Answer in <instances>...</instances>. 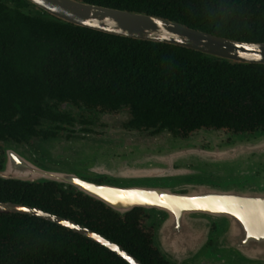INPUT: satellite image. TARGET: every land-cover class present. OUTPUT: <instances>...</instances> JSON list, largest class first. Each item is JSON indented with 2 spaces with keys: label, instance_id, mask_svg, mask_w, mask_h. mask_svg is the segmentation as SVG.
I'll list each match as a JSON object with an SVG mask.
<instances>
[{
  "label": "trees",
  "instance_id": "1",
  "mask_svg": "<svg viewBox=\"0 0 264 264\" xmlns=\"http://www.w3.org/2000/svg\"><path fill=\"white\" fill-rule=\"evenodd\" d=\"M245 43H264V0H77ZM0 0V137L25 140L48 102L129 107L135 125L187 135L264 131V66L95 32ZM32 8V7H31ZM46 108V107H45ZM8 194V193H7ZM6 193L0 190V201ZM23 203L116 244L140 264H167L140 222L83 197L28 190ZM0 264H127L76 232L0 212Z\"/></svg>",
  "mask_w": 264,
  "mask_h": 264
},
{
  "label": "flooded vegetation",
  "instance_id": "2",
  "mask_svg": "<svg viewBox=\"0 0 264 264\" xmlns=\"http://www.w3.org/2000/svg\"><path fill=\"white\" fill-rule=\"evenodd\" d=\"M42 106L44 111L34 120L33 131L25 140L10 137L4 128L1 131L0 190L6 197L0 204H17L49 213L23 203V194L37 189L48 195L78 194L65 183L22 182L2 172L7 150L19 147L23 153H18L27 163L41 171L61 169L63 174L76 173L94 185L160 189L169 196L191 197L194 208L186 215L190 224L184 227L191 231L186 237L179 230H169L168 234L183 237L174 248L176 252L193 254L179 258L178 264H264V162L251 155L222 165H194L195 151L199 148L233 146L236 141H250L255 132L220 130L226 133L221 141L215 135L194 140L191 138L194 132L177 135L165 128L135 125L129 107L125 106L109 109L66 101ZM174 151L176 154L166 157ZM216 196L224 197L222 205L215 204ZM234 198L240 199L238 218L229 214ZM134 210L140 211L142 227L152 240L165 215L140 208L130 212Z\"/></svg>",
  "mask_w": 264,
  "mask_h": 264
},
{
  "label": "water",
  "instance_id": "3",
  "mask_svg": "<svg viewBox=\"0 0 264 264\" xmlns=\"http://www.w3.org/2000/svg\"><path fill=\"white\" fill-rule=\"evenodd\" d=\"M22 1L41 14L76 27L120 38L184 48L198 52L205 57L233 65L264 66V43H245L220 38L182 27L171 21L144 14L101 7L77 0ZM220 132V130L200 129L198 132L194 131V134L200 133L207 137ZM250 138V141H236V144L229 147H216L213 150H202L199 148V151H195L196 162H194V165H222L251 155L264 162V132L256 131ZM7 152L5 167L2 172L6 171L9 173L11 179L22 182L52 181L58 184L65 183L72 186L76 192L102 203L106 208L120 216H124L134 208H140L147 212H163L165 218L155 229L152 237V244L159 255L170 264H178L179 258L192 257L193 254L178 253L174 250L181 238L186 237L187 233L191 231L184 228L190 224L186 215L192 213L191 211L194 208V204L191 205V197L169 196L164 194V190L160 189H136L109 184L94 185L82 180L78 174L73 172L63 174L60 171L61 169L58 171L38 170L35 165L30 162L28 164L23 155L14 149H8ZM174 154H176L175 151L167 153L166 157ZM39 176H43L44 179H38ZM239 200L238 198V201H235L234 198V207L229 209V214L236 218L240 216ZM223 201L224 197H215L216 205H222ZM0 210L17 212L53 223L100 244L119 256L127 264H140L116 244L61 217L10 203L0 204ZM169 230H179L183 237L179 235L170 237L168 235Z\"/></svg>",
  "mask_w": 264,
  "mask_h": 264
},
{
  "label": "rangeland",
  "instance_id": "4",
  "mask_svg": "<svg viewBox=\"0 0 264 264\" xmlns=\"http://www.w3.org/2000/svg\"><path fill=\"white\" fill-rule=\"evenodd\" d=\"M26 12L29 13V14H31V15H34V16L47 18L44 15H42L40 12H38L37 10H35V9L31 8V7L27 8L26 9ZM120 131L122 132V130H120ZM122 134L128 135V134H125L123 132H122ZM133 134H136V133H132L131 135H133ZM214 135L216 136V138H218V140L221 141V139H225L226 133L224 131H221L220 133H214ZM203 137H205V135H201L200 133L199 134L198 133H196V134L193 133V135H191V138H194V140H203L202 139ZM15 151L20 152V153H23V151L19 147H16L15 148ZM53 153H55V152H53ZM75 155H77V154H75ZM196 166L197 167H202L203 165H196Z\"/></svg>",
  "mask_w": 264,
  "mask_h": 264
}]
</instances>
